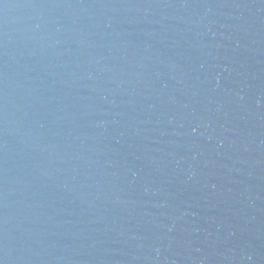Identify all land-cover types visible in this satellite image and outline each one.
<instances>
[{
	"label": "water",
	"instance_id": "water-1",
	"mask_svg": "<svg viewBox=\"0 0 264 264\" xmlns=\"http://www.w3.org/2000/svg\"><path fill=\"white\" fill-rule=\"evenodd\" d=\"M0 264H264V0H0Z\"/></svg>",
	"mask_w": 264,
	"mask_h": 264
}]
</instances>
